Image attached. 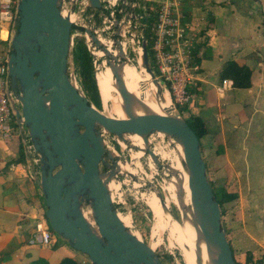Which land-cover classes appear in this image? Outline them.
<instances>
[{
	"label": "water",
	"instance_id": "water-1",
	"mask_svg": "<svg viewBox=\"0 0 264 264\" xmlns=\"http://www.w3.org/2000/svg\"><path fill=\"white\" fill-rule=\"evenodd\" d=\"M89 5L98 8L99 2L89 0ZM16 11V28L7 54L10 88L19 102V108L14 106L16 121L27 131L38 158L36 182L51 231L90 264H161L154 250L121 222L101 180L105 175L100 173V164L105 152L102 131L115 136L136 134L144 142L149 134L164 133L182 146L191 207L202 235L217 248L216 264H235L221 227V210L206 175L199 139L185 119L178 112L175 117L135 118L124 109L125 119L103 114L67 74L72 61V23L61 14L60 1L18 0ZM86 34L98 44L91 30ZM118 50L119 62L105 51L110 68L125 63ZM142 63L156 95L162 96L145 42ZM114 79L126 102L128 93L115 72ZM84 200L91 205L96 231L83 215Z\"/></svg>",
	"mask_w": 264,
	"mask_h": 264
},
{
	"label": "crops",
	"instance_id": "crops-1",
	"mask_svg": "<svg viewBox=\"0 0 264 264\" xmlns=\"http://www.w3.org/2000/svg\"><path fill=\"white\" fill-rule=\"evenodd\" d=\"M177 1L179 22L195 37L192 60L199 68L181 116L202 121L199 148L207 178L225 183L219 191L235 196L224 203L235 214L232 236L246 246L253 264H264V0ZM227 61L249 68L250 87L222 89ZM36 158L21 138L0 136V253L8 244L17 246L11 256L0 254V264H59L63 258L90 264L55 236L48 246L29 244L33 230L22 238V224L34 220L35 195L43 200Z\"/></svg>",
	"mask_w": 264,
	"mask_h": 264
},
{
	"label": "built area",
	"instance_id": "built-area-1",
	"mask_svg": "<svg viewBox=\"0 0 264 264\" xmlns=\"http://www.w3.org/2000/svg\"><path fill=\"white\" fill-rule=\"evenodd\" d=\"M59 1L61 14L71 15L73 26L79 28L75 20L80 19L88 24L89 30L96 36L98 44L95 45L83 31L76 29L71 33L72 40L76 35L84 36L95 74L108 66L105 51L117 57V62L121 60L118 48L125 63L140 60L142 43L146 45L144 32L149 27L157 71L153 73L155 79L167 92L177 112L178 106H189L191 95L187 88L199 68L192 60L195 37L186 25L179 22L177 0H98V8L90 7L89 0ZM17 2L0 0V32H5V35L10 32V37L16 28ZM151 14L154 20L147 23L144 19ZM221 86L223 90L229 89L233 86L232 81L224 79ZM14 106L19 108V102L10 88L7 53H2L0 48V136L10 139L11 131L18 128L26 148L33 151L27 131L16 121ZM10 121L15 123L13 128ZM34 162L38 163V158ZM45 225L44 221L36 224L29 244L50 245L54 233Z\"/></svg>",
	"mask_w": 264,
	"mask_h": 264
},
{
	"label": "rangeland",
	"instance_id": "rangeland-1",
	"mask_svg": "<svg viewBox=\"0 0 264 264\" xmlns=\"http://www.w3.org/2000/svg\"><path fill=\"white\" fill-rule=\"evenodd\" d=\"M75 22L77 23L76 26L84 29L82 33L86 34V30H89L88 24H84L85 22L80 19H76ZM72 25H74V23H72ZM0 39L7 42V45H0L2 53L8 54L10 48V32H7V35L4 36V38L0 37ZM146 49L151 71L156 74V65L149 45ZM128 64L132 65L139 73L143 75L146 74L145 67L142 63V56L140 60H134ZM67 74L71 82L78 87L72 61H70ZM98 90L101 98L100 111L103 114L114 118L117 116L124 119L127 118V113L125 112H114L113 102L110 101L108 96H106V98L102 97L99 87ZM160 90L163 97L165 90L162 87ZM112 95H115L114 92H112ZM155 95L156 93H154L153 97H155ZM183 108L178 106V109H181L182 112L184 111ZM178 114L182 117V114H180L179 111ZM9 124L12 128L15 125L14 121H10ZM101 134L105 152L103 163L100 164V173L105 175L107 183L112 182V186L108 189L112 205L118 214L124 218L126 217L128 221L126 226L127 230L142 240L145 244L150 247L153 246L154 252L157 255L162 256L159 257V262L161 264H186L184 258L185 251L182 243L178 239L180 232L173 228V224H180L182 219L181 211L172 199V194H175V191L171 186L174 182L173 180L177 179L180 174L179 167L177 166V140L164 133H152L146 136V142L143 140L142 144H140L138 139L132 137L133 134L115 136L103 131ZM11 137L12 139L14 137L16 139L21 138L18 128L11 131ZM209 183H211L210 185H212L215 193H220V187L224 188L225 184L221 181L216 182L210 180ZM183 193V191H180L178 196L183 195ZM152 196L158 197L161 202L166 201L168 211L173 216L172 220L162 218L164 228L156 233L153 231V225L155 220L158 219V215L150 205ZM175 197H177L176 194ZM34 199L35 200L31 203L35 209V214L33 216L34 220L31 223L24 221L25 223L22 224V231H20L24 240H27L29 233L36 228L37 223L44 221L46 223L45 226L48 225L44 216L46 210L44 199L42 200L36 195ZM81 208L83 214H86V220L92 229L96 231V224L93 220L89 201L84 200ZM234 220L235 214L229 209L228 205L224 204L223 214L221 215V227L226 233L227 238H230L229 241L231 240L230 245L234 257L240 262V264H242L243 260L245 262L244 264H253L252 260L251 262H246L245 256L248 254L245 252L246 246H244L241 241L236 243L235 238L232 236L236 233L234 227L235 223L233 222ZM54 236L58 240L61 239L56 234H54ZM12 248H17V246L8 244L3 247L1 253L8 252L10 254ZM165 254L171 255L173 259L169 260L165 257ZM259 256L261 257L262 255Z\"/></svg>",
	"mask_w": 264,
	"mask_h": 264
},
{
	"label": "bare ground",
	"instance_id": "bare-ground-1",
	"mask_svg": "<svg viewBox=\"0 0 264 264\" xmlns=\"http://www.w3.org/2000/svg\"><path fill=\"white\" fill-rule=\"evenodd\" d=\"M63 17L72 22V16L62 13ZM4 36L5 33L2 32ZM1 34L2 38L4 36ZM114 72L117 73L121 79L125 90L128 95L126 97V104L123 95L117 87V83L114 79ZM95 80L100 88V93L103 98L109 97L113 102L114 112H126L132 117H146V116H167L175 117L176 110L170 102V98L165 92L162 96H154L156 91L155 85L150 79V76L139 73L132 65L127 63H121L114 68L106 67L100 72L95 74ZM114 92L115 95H112ZM47 105V104H46ZM111 106V105H110ZM112 107V106H111ZM125 107V108H124ZM125 112V113H126ZM123 119L122 117H116ZM132 137L139 140L142 144L143 138L139 135L133 134ZM176 150L178 153L177 166L179 167V177L174 179L171 184L175 194H172V199L181 211V223H174V230H179V241L184 248V258L186 264H216L215 258H217V248L214 244L208 242L199 228V223L196 214L194 213L190 198V189L188 188V175L184 163L183 150L181 144L176 141ZM105 187L109 189L112 186V182L107 183L104 176L101 177ZM177 188V189H176ZM183 191V195L178 196L179 192ZM178 192V193H177ZM158 197L152 196L150 205L153 207L154 212L158 215L153 225V231H157L164 228L162 218L166 220H172L173 216L168 211L167 202H161ZM84 215V214H83ZM121 222L127 226L128 221L126 217H122L118 214ZM86 219V214L84 215ZM153 249V246L151 247Z\"/></svg>",
	"mask_w": 264,
	"mask_h": 264
},
{
	"label": "trees",
	"instance_id": "trees-1",
	"mask_svg": "<svg viewBox=\"0 0 264 264\" xmlns=\"http://www.w3.org/2000/svg\"><path fill=\"white\" fill-rule=\"evenodd\" d=\"M144 20H146L147 23H150L151 21L154 20L153 14L145 17ZM76 29H78L81 32L84 31L83 28H77L72 25L71 33H74ZM144 37L146 40V48L149 45L150 50H151L152 37L149 31V27L144 32ZM2 44L7 45V42L0 39V45ZM151 54H152V51H151ZM152 57H153V54H152ZM92 60H93L92 56L87 50L84 36L82 35L74 36L73 43H72V64H73V71L76 77L78 87L83 92V94L88 99V101L91 104H93L98 110H100L101 98H100L99 90H98L97 83L95 80V72H94ZM220 78L231 80L232 85L235 88L245 89V88L250 87L249 68L246 66H240L234 61H227L223 65L222 70L220 71ZM178 111L181 114L182 112L181 109L180 110L178 109ZM184 119L186 123L188 124V126L196 134L197 138L200 139L201 136L205 133V128H204L202 121L198 117H195V116H189L188 118H184ZM23 159H24V154L22 152V148L19 147V158L17 162L24 161ZM212 190H213L214 198L219 204V207L221 209V215H222L223 214V204L225 202L232 200L235 196L234 194H229V193H221V192L215 193L213 187H212ZM231 250H232V247H231ZM232 254H233V250H232ZM5 256L6 255H3V257L1 258V261L5 259ZM158 257H162V256L158 255ZM165 257L168 258L169 260L173 259V257L169 254H165ZM233 258H234L235 264H240V262L235 259L234 254H233ZM245 258H246V262L251 260L249 254H246ZM59 264H77V263L70 258H63Z\"/></svg>",
	"mask_w": 264,
	"mask_h": 264
}]
</instances>
